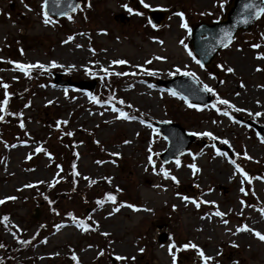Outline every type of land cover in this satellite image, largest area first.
I'll use <instances>...</instances> for the list:
<instances>
[{
	"label": "rangeland",
	"instance_id": "1",
	"mask_svg": "<svg viewBox=\"0 0 264 264\" xmlns=\"http://www.w3.org/2000/svg\"><path fill=\"white\" fill-rule=\"evenodd\" d=\"M233 1L82 0L71 16L45 24L42 0H0V97L13 93L17 114L0 119V264H77L73 255L79 264H173V256L205 264L200 251L207 264H264V241L253 234H264V139L249 124L264 127V15L210 66L197 63L190 41L196 24L224 20ZM150 10L167 12L160 27ZM17 64L44 68L25 75ZM185 72L213 90L212 106L189 111L157 85ZM54 73L95 82L93 92L61 88ZM165 122L212 136L195 135L186 155L163 164L168 142L156 124ZM191 199L210 203L197 208ZM245 225L253 231H238ZM29 238L21 255L6 254ZM189 243L197 247L183 248Z\"/></svg>",
	"mask_w": 264,
	"mask_h": 264
},
{
	"label": "water",
	"instance_id": "2",
	"mask_svg": "<svg viewBox=\"0 0 264 264\" xmlns=\"http://www.w3.org/2000/svg\"><path fill=\"white\" fill-rule=\"evenodd\" d=\"M255 3L264 5V0H234L224 20L215 22H200L191 31V43L194 53L202 66H210L219 52L233 41L240 31H249L259 17L250 14L244 5ZM81 6V0H44L43 10L49 17L63 18L73 14ZM75 9V10H73ZM155 26L161 25L167 13L152 10L148 12ZM124 20L123 15H120ZM247 20V23L244 22ZM228 34L227 36L225 34ZM223 41V43H221ZM55 83L62 87H77L81 91L92 92L94 82L63 81L62 74L54 73ZM158 85L187 97L190 104L205 106L211 104L212 97L204 91L200 83L190 75H181L169 81H159ZM260 136L264 137V127L256 123H249ZM160 134L168 141V149L160 155L164 164L178 159L186 154L188 147L195 141V137L177 123H157Z\"/></svg>",
	"mask_w": 264,
	"mask_h": 264
},
{
	"label": "snow or ice",
	"instance_id": "3",
	"mask_svg": "<svg viewBox=\"0 0 264 264\" xmlns=\"http://www.w3.org/2000/svg\"><path fill=\"white\" fill-rule=\"evenodd\" d=\"M141 2L143 3V0H141ZM144 6H145V7H148V5H146V4H145ZM125 7H127V6H125ZM221 7H223L222 4H221ZM244 7H245V9L250 10V14H251V15H255V16H257V17H259L260 15H264V5H257V4H255V3H248V4H245ZM73 10H75V9H73ZM128 11L131 12L132 9H128ZM137 14H139V13H137ZM177 15L180 16L181 18H183V13H177ZM69 19H71V17H69ZM50 22H51V21H50V19H49V17H48V14L45 13V14H44V23H45V24H48V23H50ZM244 22L247 23V20H244ZM182 27L187 28L188 25H187L186 23H184V24H182ZM225 35L227 36L228 34L226 33ZM69 39H72V38L69 37ZM181 43H183V42L181 41ZM221 43H223V41H221ZM77 46L79 47V45H77ZM254 47H259V45H254ZM189 55H191V53H189ZM158 59H159V58H158ZM112 63H113V64H121V65H123V64H125V63H127V62L124 61V60H114ZM148 63H150V61H148ZM197 63H199V61H197ZM37 66L40 67V68H44V65H30V64H29V65H24V64H17V68H19L20 71L24 72L25 75L28 74V71H29L31 68H33V67H37ZM52 66H53V67L56 66V65H55V62L52 63ZM104 71H107V70L105 69ZM176 71L179 72L180 69L177 68ZM227 71H228V72H232L233 69H232V68H228ZM116 75H124V73H116ZM184 75H194V74H191V73L185 72ZM4 88H7V85H6V84L4 85ZM203 90L206 91V92H212V91H213V90H212L211 88H209L207 85L204 86V89H203ZM7 95H8V94L5 93V97H7ZM172 95L175 96V95H177V93H176V92H172ZM181 98L184 99L185 102H187V97H181ZM93 99H95V97H93ZM220 103H221V104H224V105H228V104H229V102H228L227 100H220ZM3 104H7V99H5V100L3 101ZM189 107H198V106H197V105H193V104H189ZM3 111H4V107H3V105H0V112H3ZM113 111H119V110L116 109V108H113ZM224 115H228V113H227V112H224ZM256 115H260V114L257 113ZM120 116L123 117L124 119H132V117H129L128 114L125 113V112H123V111H120ZM0 119H2V117H0ZM65 123H66V121H65ZM21 127H23V123H21ZM69 135H71V133H69ZM194 135H205V136H209V137H211V136H212V133H194ZM224 143H228V142L225 140ZM114 155H119V154H118V153H114ZM220 155H225V153H220ZM245 155H247V154L245 153ZM148 159H149V162H151V157H149ZM176 164H177V166H179V165H180V161L177 160V161H176ZM189 167H191V168L193 169L194 172L199 171V169L196 167L195 164L189 165ZM161 171H163V174H164L165 177H169L170 174H169L167 171H165V170H163V169H161ZM237 171H239L242 175H244L245 179H249V178L247 177V174L244 173L243 170L239 168V166H237ZM171 179H172L173 181H176V177H174V176H172ZM176 182L178 183V181H176ZM249 183H250V180H249ZM240 191H241V192H244L245 190H244V188L242 187V188L240 189ZM6 199H15V197H8V198H6ZM109 199H111L113 202H115V197H113V196H109ZM183 199H184L185 201L190 200V198L187 197V196H184ZM201 202H202V203H210V202H208V201H201ZM201 202H197L195 199H191V203L194 204L197 208L200 207V203H201ZM0 203H4V200H0ZM212 203H214V202H212ZM241 203H243V201H241ZM127 206L130 207V208H133V209L135 210V206H134V205H127ZM117 210H118V209H117ZM146 210H147V211H150V209H146ZM261 214L264 215V210H261ZM215 215H216V216H219V217H223V216L225 215V213L220 212V211H217V212L215 213ZM8 219H9V218H8L7 216L3 217V220H4V221H8ZM222 222H223L224 224H227V223H228L227 220H223ZM80 226H81V227H85V228L87 227L86 225H83V224H81ZM238 231H250V232H251V231H253V230H252V229H249V228L245 225V226H243L241 229H238ZM253 234H254L259 240L264 241V234H262V233H260V232H258V231L253 232ZM105 235H107V234H105ZM0 246H2V245H0ZM174 247H175V245H171V246L169 247V251L171 252L172 248H174ZM196 247H197L196 245H194V244H190V243H189V244H185V245H183V248H185V249H187V248H196ZM141 251H143V249H141ZM199 255H200V257L205 261V264H207V261H209V260L211 259V257L205 256L204 253H203V251H200V252H199ZM116 258H117L118 260H120V259H124L123 257H120V256H117ZM72 259H73L74 261H77V264H79L78 258H77L75 255L72 256ZM173 264H176V258H175V256H173Z\"/></svg>",
	"mask_w": 264,
	"mask_h": 264
},
{
	"label": "trees",
	"instance_id": "4",
	"mask_svg": "<svg viewBox=\"0 0 264 264\" xmlns=\"http://www.w3.org/2000/svg\"><path fill=\"white\" fill-rule=\"evenodd\" d=\"M32 91H34V90L32 89ZM34 92H37V91H34ZM95 97H96L97 100L103 99L100 96H99L100 98L97 97V96H95ZM5 99H7V104H3V101ZM104 99H107L105 101H112V100H110L111 99V93H110L109 89L105 90V98ZM14 100H15V96H14L13 93L8 94L7 97H5L4 94L0 97V105L2 104L3 107H4V117H3L2 121L6 120V121H8L10 123H12V121H17V118H16L17 114L13 111V108H12V104H13ZM123 110H124V108H123ZM189 111H194L195 112L196 110L192 109V110H189ZM123 112L127 113L129 116H132L128 112H126L125 110ZM133 117L140 118L138 116H133ZM2 121H1V123H2ZM4 125L5 124L3 122L2 126H4ZM250 169H251V167H250ZM243 170L245 171V169H243ZM64 172H65V170H64ZM245 173L247 174L246 171H245ZM105 187L106 186H104V188ZM5 216H7V215H5ZM87 234H90L89 238H91V236L94 235L92 233V231H91L89 226L87 227ZM31 242H32L31 238L19 240V242H17V244H15L14 246L13 245L10 246V250H7L6 254H8L11 259H15L18 255H21V253H23L27 249V247L31 244ZM23 264H36V262H34L32 260H29V261L23 262Z\"/></svg>",
	"mask_w": 264,
	"mask_h": 264
}]
</instances>
